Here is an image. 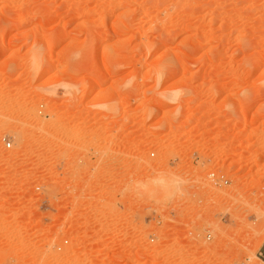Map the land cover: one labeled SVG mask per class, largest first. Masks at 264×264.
<instances>
[{
  "label": "rangeland",
  "instance_id": "1",
  "mask_svg": "<svg viewBox=\"0 0 264 264\" xmlns=\"http://www.w3.org/2000/svg\"><path fill=\"white\" fill-rule=\"evenodd\" d=\"M3 133L0 264H264V0H0Z\"/></svg>",
  "mask_w": 264,
  "mask_h": 264
},
{
  "label": "clouds",
  "instance_id": "2",
  "mask_svg": "<svg viewBox=\"0 0 264 264\" xmlns=\"http://www.w3.org/2000/svg\"><path fill=\"white\" fill-rule=\"evenodd\" d=\"M139 187L147 189L148 191L134 193L138 198H149L154 193L155 198L161 204L170 203L177 196L182 195L177 179L168 174L156 175L148 181H141L139 182ZM255 259V253H250L248 256V264H253Z\"/></svg>",
  "mask_w": 264,
  "mask_h": 264
},
{
  "label": "built area",
  "instance_id": "3",
  "mask_svg": "<svg viewBox=\"0 0 264 264\" xmlns=\"http://www.w3.org/2000/svg\"><path fill=\"white\" fill-rule=\"evenodd\" d=\"M0 143L2 144L4 150L8 151V150H11L13 148V141L8 134L3 133L0 135ZM152 155H154V154H152ZM209 179H210V182L216 187H221L225 184H228V182H229L226 175L219 173V172H211L209 174ZM207 239L208 240L211 239L210 234L207 235ZM65 242L67 243L68 241H65Z\"/></svg>",
  "mask_w": 264,
  "mask_h": 264
},
{
  "label": "bare ground",
  "instance_id": "4",
  "mask_svg": "<svg viewBox=\"0 0 264 264\" xmlns=\"http://www.w3.org/2000/svg\"><path fill=\"white\" fill-rule=\"evenodd\" d=\"M28 25H29V24H28ZM106 240H107V239L103 237V238L99 239L98 241L101 242V243H103V242L106 241Z\"/></svg>",
  "mask_w": 264,
  "mask_h": 264
}]
</instances>
